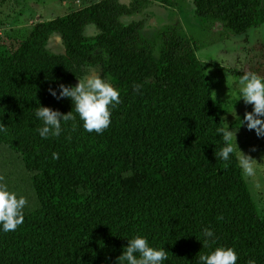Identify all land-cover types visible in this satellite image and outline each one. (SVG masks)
I'll return each mask as SVG.
<instances>
[{"label":"trees","instance_id":"trees-1","mask_svg":"<svg viewBox=\"0 0 264 264\" xmlns=\"http://www.w3.org/2000/svg\"><path fill=\"white\" fill-rule=\"evenodd\" d=\"M143 1L100 0L38 22L0 55V144L36 174L40 202L16 231H0V264H116L137 235L165 249V264H197L220 246L235 249L237 264H264V216L236 155H215L224 146L216 130L228 127L198 56L204 46L165 31L155 55L143 24L123 22ZM194 3L206 27L222 26L215 41L264 25L261 0ZM55 34L64 54L47 48ZM95 66L120 92L103 134L86 132L72 100L49 91L76 85L80 69ZM40 106L76 120L42 139ZM205 228L215 232L206 247Z\"/></svg>","mask_w":264,"mask_h":264},{"label":"rangeland","instance_id":"rangeland-1","mask_svg":"<svg viewBox=\"0 0 264 264\" xmlns=\"http://www.w3.org/2000/svg\"><path fill=\"white\" fill-rule=\"evenodd\" d=\"M100 0H0V55L11 54L28 37L35 24L48 21L70 12L83 9ZM132 0H121L129 4ZM264 5V0H261ZM146 5L136 15L124 17L123 22L143 24V34L152 43L155 55L160 54L162 34L171 31L198 41L202 49L198 56L204 64L213 93L220 105L222 120L233 133L237 132L236 154L241 150L260 160L264 157V137H258L255 130H249L243 118L252 105L240 99L236 82L244 73H257L264 76V25L240 36L215 41L213 34L222 30L221 25L206 27L197 15L194 0H144ZM90 27L88 34H97ZM47 48L55 54H64L65 45L61 35L51 37ZM89 70L108 79L101 66L80 69L79 78L89 74ZM116 87V86H115ZM240 99V100H239ZM235 113V114H233ZM240 147V149H239ZM255 149V150H254ZM264 169V160L258 162ZM20 153L6 144H0V182L6 183L11 191L25 196L29 204L26 211H35L39 206L34 178ZM248 182L260 215L264 216V195L256 194Z\"/></svg>","mask_w":264,"mask_h":264},{"label":"clouds","instance_id":"clouds-1","mask_svg":"<svg viewBox=\"0 0 264 264\" xmlns=\"http://www.w3.org/2000/svg\"><path fill=\"white\" fill-rule=\"evenodd\" d=\"M236 87L239 89L240 99L253 106V110L245 114L243 124L247 123L248 129L255 130L258 137H264V76L244 73L236 82ZM49 91L57 99L72 100L75 113L83 121V129L88 133L103 134L111 124L112 111L121 102L119 90L108 79L91 70L84 78H79L76 85L61 83L59 92L56 89ZM35 116L43 121V127L38 130L42 139L59 137L63 131L62 122L66 125L69 121L76 120L72 111L63 114L46 106L38 107ZM6 131V127L0 126V133ZM216 131L224 144L219 152H215L217 159L227 162L236 155L242 174L251 183L253 191L264 195V169L258 165L264 157L258 160L240 147L241 153L237 155L236 145L233 143L234 139L237 142V132L234 134L230 128H217ZM53 158L58 157L54 155ZM28 204L25 196L11 191L6 183L0 182V231H16L24 223ZM203 237L206 247L208 241L214 242V230L205 228ZM128 240L129 243L117 258L116 264H165L168 260L165 249L151 246L146 237L137 235ZM237 260L234 248L220 246L208 254L199 255L197 264H237Z\"/></svg>","mask_w":264,"mask_h":264}]
</instances>
